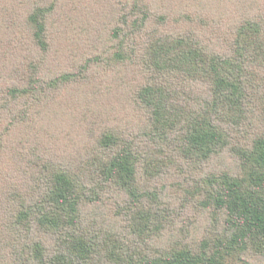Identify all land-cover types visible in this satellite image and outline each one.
<instances>
[{"label": "trees", "instance_id": "16d2710c", "mask_svg": "<svg viewBox=\"0 0 264 264\" xmlns=\"http://www.w3.org/2000/svg\"><path fill=\"white\" fill-rule=\"evenodd\" d=\"M189 2L0 0V264H264V0Z\"/></svg>", "mask_w": 264, "mask_h": 264}, {"label": "rangeland", "instance_id": "374dc122", "mask_svg": "<svg viewBox=\"0 0 264 264\" xmlns=\"http://www.w3.org/2000/svg\"><path fill=\"white\" fill-rule=\"evenodd\" d=\"M190 0H175L176 3L180 4V5H183V3H187L189 2ZM190 3V2H189ZM191 4V3H190Z\"/></svg>", "mask_w": 264, "mask_h": 264}]
</instances>
